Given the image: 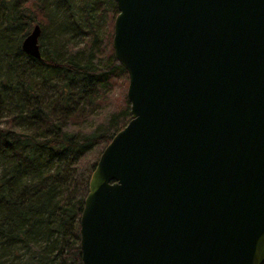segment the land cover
Wrapping results in <instances>:
<instances>
[{"label": "water", "instance_id": "95a60500", "mask_svg": "<svg viewBox=\"0 0 264 264\" xmlns=\"http://www.w3.org/2000/svg\"><path fill=\"white\" fill-rule=\"evenodd\" d=\"M113 1L130 121L91 173L82 264H264V0Z\"/></svg>", "mask_w": 264, "mask_h": 264}, {"label": "trees", "instance_id": "16d2710c", "mask_svg": "<svg viewBox=\"0 0 264 264\" xmlns=\"http://www.w3.org/2000/svg\"><path fill=\"white\" fill-rule=\"evenodd\" d=\"M116 15L113 0H0V264H82L91 173L130 121ZM35 25L40 59L21 50Z\"/></svg>", "mask_w": 264, "mask_h": 264}, {"label": "rangeland", "instance_id": "374dc122", "mask_svg": "<svg viewBox=\"0 0 264 264\" xmlns=\"http://www.w3.org/2000/svg\"><path fill=\"white\" fill-rule=\"evenodd\" d=\"M74 41L75 42H80L81 41V38L80 37H77ZM79 44H81V42Z\"/></svg>", "mask_w": 264, "mask_h": 264}]
</instances>
